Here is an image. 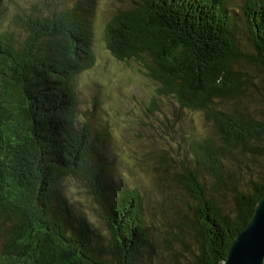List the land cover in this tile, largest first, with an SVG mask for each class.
I'll use <instances>...</instances> for the list:
<instances>
[{
	"label": "trees",
	"instance_id": "trees-1",
	"mask_svg": "<svg viewBox=\"0 0 264 264\" xmlns=\"http://www.w3.org/2000/svg\"><path fill=\"white\" fill-rule=\"evenodd\" d=\"M41 1L43 8L35 5L30 12L16 3L19 13L0 31V216L11 222L1 264L225 260L264 196V113L250 109L252 102L264 103V87L244 66L264 75V0H243L242 6L255 55L240 50V31L226 0H139L104 27L112 57L142 65L158 96L201 113L215 129L214 137L193 142V155H183L178 170L172 166L191 215L186 222L192 241H185L181 226L175 236L166 225L170 238L161 247L147 226L139 189L109 180L110 160L93 143L90 125H77L73 82L96 63L94 7L82 0ZM169 126L174 130L173 122ZM235 151L258 155L260 175L244 181L241 173L230 172L227 159L237 160ZM71 176L88 181L100 209L107 208L110 243L71 210L62 189ZM207 176L218 183L212 191ZM219 189L233 194L230 214L214 198ZM173 241L181 247L171 248Z\"/></svg>",
	"mask_w": 264,
	"mask_h": 264
},
{
	"label": "rangeland",
	"instance_id": "rangeland-1",
	"mask_svg": "<svg viewBox=\"0 0 264 264\" xmlns=\"http://www.w3.org/2000/svg\"><path fill=\"white\" fill-rule=\"evenodd\" d=\"M39 0H3L0 6V31L10 25L11 19L20 10L30 12ZM66 1V0H61ZM229 15L237 24L240 50L255 55L256 50L249 40L242 10L243 0H226ZM41 2H47L42 0ZM75 0L69 1L72 5ZM86 7H94L92 25L94 29V52L96 63L92 69L80 73L73 82L77 108V125L89 124L91 138L110 160L107 169L109 180L132 185L141 192L146 206V221L158 245L165 238L166 225L175 231L181 226L185 241H192L187 217H191L184 202L183 192L173 181V168H180V158L192 154L191 145L201 137H214L212 123H206L202 114L181 110L171 97H160L157 86L142 71L138 63L117 61L104 46L103 31L111 16L122 8L135 7L139 0H82ZM15 21L12 27H15ZM247 74L263 88L264 75L253 66L244 63ZM240 69V68H239ZM252 89H256L251 86ZM264 93V90H263ZM157 104L152 107L154 98ZM179 109V110H178ZM250 109L264 113L263 102L250 103ZM264 120V118H260ZM174 123V130L169 126ZM100 141V143L98 141ZM234 158H228L230 172L242 174L244 181L249 175L259 176L260 168L255 161L256 154L244 155L235 151ZM251 170V171H250ZM119 179H121L119 181ZM257 179V178H255ZM208 189L212 191L218 183L207 176ZM212 186V188H211ZM62 189L67 202L75 215L85 216L97 232L110 243L112 235L104 219L95 196L91 193L90 183L85 179L69 177L63 180ZM215 200L223 212L233 211V194L226 189L214 193ZM0 216V264L6 232L11 224ZM9 225V226H8ZM188 226V227H187ZM187 227V228H186ZM179 232V231H178ZM173 244H176L173 241ZM178 243L171 248H180Z\"/></svg>",
	"mask_w": 264,
	"mask_h": 264
},
{
	"label": "water",
	"instance_id": "water-1",
	"mask_svg": "<svg viewBox=\"0 0 264 264\" xmlns=\"http://www.w3.org/2000/svg\"><path fill=\"white\" fill-rule=\"evenodd\" d=\"M216 264H264V196L229 247L225 260Z\"/></svg>",
	"mask_w": 264,
	"mask_h": 264
}]
</instances>
